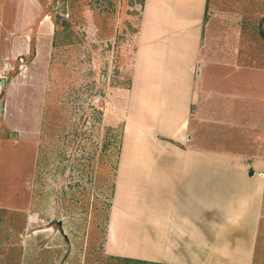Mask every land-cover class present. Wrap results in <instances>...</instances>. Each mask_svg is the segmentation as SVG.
<instances>
[{"label": "crops", "instance_id": "1", "mask_svg": "<svg viewBox=\"0 0 264 264\" xmlns=\"http://www.w3.org/2000/svg\"><path fill=\"white\" fill-rule=\"evenodd\" d=\"M57 30L41 0H0L2 174L9 125H42L40 88L14 70L53 53ZM133 62L124 106L117 111L115 89L102 116L122 126L103 253L140 264H256L264 0H143Z\"/></svg>", "mask_w": 264, "mask_h": 264}, {"label": "rangeland", "instance_id": "2", "mask_svg": "<svg viewBox=\"0 0 264 264\" xmlns=\"http://www.w3.org/2000/svg\"><path fill=\"white\" fill-rule=\"evenodd\" d=\"M41 1L58 30L53 53L42 49L39 64L28 58L31 66L14 70L26 69L31 88H40L42 125L8 127L0 264H140L102 250L122 137L121 124L103 125L102 116L115 89L117 111L124 106L143 0ZM262 248L256 264H264Z\"/></svg>", "mask_w": 264, "mask_h": 264}]
</instances>
